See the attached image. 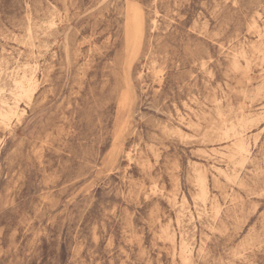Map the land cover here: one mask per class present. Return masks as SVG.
Listing matches in <instances>:
<instances>
[{
    "label": "rangeland",
    "instance_id": "rangeland-1",
    "mask_svg": "<svg viewBox=\"0 0 264 264\" xmlns=\"http://www.w3.org/2000/svg\"><path fill=\"white\" fill-rule=\"evenodd\" d=\"M263 53L264 0H0V264H264Z\"/></svg>",
    "mask_w": 264,
    "mask_h": 264
},
{
    "label": "bare ground",
    "instance_id": "bare-ground-1",
    "mask_svg": "<svg viewBox=\"0 0 264 264\" xmlns=\"http://www.w3.org/2000/svg\"><path fill=\"white\" fill-rule=\"evenodd\" d=\"M261 29V28H260ZM263 37V36H261ZM232 51V50H231ZM236 53V52H235ZM264 54V53H263ZM258 58V57H257ZM246 62V61H245ZM36 64V63H35ZM34 72V71H33ZM36 72V71H35ZM13 74V73H12ZM16 75V74H15ZM30 75V74H29ZM43 75V74H42ZM19 76V75H18ZM6 77V76H5ZM17 79L19 77H16ZM20 79V78H19ZM213 79V78H212ZM4 82V81H3ZM35 83H36V77L35 75H31L30 77L24 76V80L18 81V89H19V96L21 97H27L31 98L34 88H35ZM2 86V85H1ZM17 89V88H16ZM16 91V90H15ZM17 93V92H16ZM14 94V93H13ZM248 95V94H247ZM198 99V98H197ZM4 101V100H3ZM26 102V101H25ZM221 102V101H220ZM252 102V101H251ZM5 102H3L4 104ZM15 103V102H14ZM18 103V101H17ZM221 104V103H220ZM7 105V102H6ZM19 104H16L14 107H6V109L3 108V110H0V122L2 123H7L9 121L10 117L14 114L19 113ZM221 109V108H220ZM179 113V112H178ZM20 114V113H19ZM238 115V114H237ZM196 116V115H195ZM15 117V116H14ZM238 117V116H237ZM157 120V119H156ZM243 121V120H242ZM245 121V120H244ZM10 122V121H9ZM240 123V122H239ZM8 124V123H7ZM163 126V125H162ZM245 126V125H242ZM218 128V127H217ZM227 128V127H226ZM242 128V127H241ZM245 129V128H244ZM217 130V129H216ZM225 131V130H224ZM218 132V131H217ZM233 136L236 139V149L238 152H243L246 145L244 143V140L241 138V132L238 131L236 128H232ZM166 133V132H165ZM225 133V132H222ZM231 134V133H230ZM244 134V133H243ZM232 135V134H231ZM227 137V136H226ZM245 138V137H244ZM219 139V138H218ZM243 161V160H242ZM194 169V168H193ZM218 181V180H217ZM221 181V180H220ZM180 182V181H179ZM199 182L202 186V195H206V179L204 176L199 177ZM179 193V191H178ZM187 197V196H186ZM208 197V196H207ZM170 200V199H169ZM189 201V200H188ZM200 201V200H199ZM198 206V205H197ZM214 212V211H213ZM193 213V212H192ZM210 213V212H209ZM177 217V216H176ZM218 217V216H217ZM182 218V216H181ZM200 221V220H199ZM184 225V224H183ZM204 225V224H203ZM213 225V224H212ZM167 229V228H165ZM213 229V228H212ZM165 231V230H164ZM185 233V232H184ZM191 237V236H190ZM167 239V238H166ZM204 247V246H203ZM191 250V249H190ZM203 250V249H202ZM189 258V257H188ZM184 259V258H183ZM189 260V259H188Z\"/></svg>",
    "mask_w": 264,
    "mask_h": 264
}]
</instances>
